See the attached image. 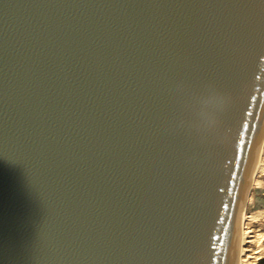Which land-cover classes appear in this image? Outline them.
Segmentation results:
<instances>
[{
	"label": "water",
	"instance_id": "1",
	"mask_svg": "<svg viewBox=\"0 0 264 264\" xmlns=\"http://www.w3.org/2000/svg\"><path fill=\"white\" fill-rule=\"evenodd\" d=\"M264 134V0H0V264H237Z\"/></svg>",
	"mask_w": 264,
	"mask_h": 264
},
{
	"label": "bare ground",
	"instance_id": "2",
	"mask_svg": "<svg viewBox=\"0 0 264 264\" xmlns=\"http://www.w3.org/2000/svg\"><path fill=\"white\" fill-rule=\"evenodd\" d=\"M264 175V134L260 143V147L258 150L255 166L253 172L251 174L244 204L241 213L240 219V227H239V246H238V258L237 264H252L250 259L253 258L251 256H246L248 252H252L253 254L259 255V253L263 250V248L258 247V245L264 243V232L257 233L255 236L253 235L254 232L250 227L251 224L258 223L263 218L264 211H256L248 214L246 212V207L248 203L252 200L250 197L251 189L253 187L258 188L261 186V180H257L258 176ZM250 225V226H249ZM250 246H254V249L249 248ZM257 259H259L257 257Z\"/></svg>",
	"mask_w": 264,
	"mask_h": 264
},
{
	"label": "rangeland",
	"instance_id": "3",
	"mask_svg": "<svg viewBox=\"0 0 264 264\" xmlns=\"http://www.w3.org/2000/svg\"><path fill=\"white\" fill-rule=\"evenodd\" d=\"M259 179L262 182L261 186H259L258 188L253 187L251 189L250 197L252 200L248 203V205L246 207V212L248 214H250L252 212H256V211H264V175L258 176L257 180H259ZM261 206L263 207L262 210H260V209L256 210L257 207H261ZM250 227L252 228V230L254 232V234H253L254 236L257 233L264 232V213H263V218L258 223L251 224ZM258 247L263 248V250L259 253V255L253 254V251H252V252H248L245 256V257H247V256L253 257L250 259V262L252 264H264L263 263V261H264V244H260V245H258ZM249 248L254 249L255 247L249 245ZM257 257L259 259H257Z\"/></svg>",
	"mask_w": 264,
	"mask_h": 264
},
{
	"label": "trees",
	"instance_id": "4",
	"mask_svg": "<svg viewBox=\"0 0 264 264\" xmlns=\"http://www.w3.org/2000/svg\"><path fill=\"white\" fill-rule=\"evenodd\" d=\"M258 209L262 210L263 207H262V206H261V207H257L256 210H258ZM263 244H264V243H263ZM263 263H264V261H263Z\"/></svg>",
	"mask_w": 264,
	"mask_h": 264
}]
</instances>
